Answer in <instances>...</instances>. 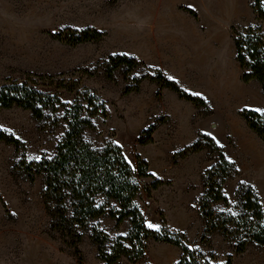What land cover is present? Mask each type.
Instances as JSON below:
<instances>
[{
  "label": "rangeland",
  "instance_id": "1",
  "mask_svg": "<svg viewBox=\"0 0 264 264\" xmlns=\"http://www.w3.org/2000/svg\"><path fill=\"white\" fill-rule=\"evenodd\" d=\"M253 6L254 0H0V83L29 76H52L68 88L79 83L73 93L44 90L68 104L83 88L94 92L109 115L94 120L96 129L87 132V141L96 148L120 146L134 168L140 156L149 173L165 183L148 193L153 179L140 180L136 203L145 219L161 228L165 220L172 232L185 234L192 249L216 264L226 263L228 256L234 264H264V249L256 245L237 255L235 243L220 234L211 236V246L201 244L202 179L218 155L204 150L175 159L200 135L212 138L238 170L224 187L229 207L221 204L217 209L236 213V191L242 182L258 192L264 209V143L240 116L244 110L264 108V93L258 82L242 81L235 45L236 33L250 27L261 25L264 35V21ZM88 29L104 38L72 47L53 37ZM123 53L141 66L131 73L118 70L109 78L107 59ZM157 72L175 77L170 80L204 99L210 111L161 89L150 80ZM142 77L147 79L137 87ZM136 88L138 92L127 93ZM61 124L53 130L17 107L0 112V131L24 146L17 150L0 142V264H79L80 258L84 264H104L90 235L84 236L77 254L74 241L53 228L43 202L42 177L30 182L13 174L23 155L28 161L55 155L66 128ZM155 124L160 125L152 143L141 145L143 133ZM92 224L112 240L126 236L130 226L126 221L117 227L108 217ZM181 256L174 246L150 241L141 261L123 258L118 264H177Z\"/></svg>",
  "mask_w": 264,
  "mask_h": 264
},
{
  "label": "trees",
  "instance_id": "2",
  "mask_svg": "<svg viewBox=\"0 0 264 264\" xmlns=\"http://www.w3.org/2000/svg\"><path fill=\"white\" fill-rule=\"evenodd\" d=\"M253 8L259 20L264 21V5L260 0H254ZM188 12L194 15L192 10ZM53 37L76 47L100 42L104 34L90 29L80 33L66 30ZM235 45L237 62L243 70L242 81L246 84L258 82L264 93V35L261 25L236 33ZM140 66L139 61L126 55L111 56L106 62V72L109 78H113L118 70L131 73ZM145 79L147 77L137 79V87ZM150 80L197 109L207 113L210 111L204 99L187 93L161 72H157ZM54 81L55 77L52 76H29L23 80L8 79L0 83V112L14 107L30 111L38 123L48 125L53 130H58L61 123H65L64 137L53 157L28 161L23 155L13 171L15 177L30 182L43 178V202L53 228L74 241L77 254H80L78 245L84 236L90 235L104 264H118L123 258L131 263L139 262L144 258L150 241L178 248L182 256L177 264H216L192 249L185 234L172 232L165 220L159 232L145 225L146 219L136 203L142 190L140 180L153 179L148 193L157 191L165 183L149 173L148 163L140 156H137V166L134 168L125 159L120 146L108 143L96 148L88 142L87 132L96 129L94 120L108 118L106 103L86 88L77 93L73 103H64L57 94L44 90L65 89L73 93L79 83H72V87L68 88L62 84L64 81ZM138 89H129L127 93L138 92ZM240 116L264 143V115L254 110H244ZM159 125L150 126L143 133L145 138L139 140L141 145L152 143L153 134ZM0 142L13 145L17 150L24 147L18 139L3 131H0ZM204 150L217 154L218 158L202 179L204 191L200 200V213L204 221V233L201 244L211 246V236L220 234L235 243L237 255L245 253L250 245L264 249V209L258 192L252 186L239 184L235 214L217 209L221 204L229 207L224 187L238 174L236 165L225 157L224 150L212 138L200 135L192 146L176 154L175 159ZM104 217L114 220L117 227L128 221L130 226L127 235L112 240L105 230L92 224ZM79 264H84L82 258ZM225 264H234L233 257L228 256Z\"/></svg>",
  "mask_w": 264,
  "mask_h": 264
},
{
  "label": "snow or ice",
  "instance_id": "3",
  "mask_svg": "<svg viewBox=\"0 0 264 264\" xmlns=\"http://www.w3.org/2000/svg\"><path fill=\"white\" fill-rule=\"evenodd\" d=\"M260 3L262 4V5H264V0H260ZM188 7L189 8H194V5H192V4H189L188 5ZM113 55H116V53H113ZM123 55H128V53H123ZM150 68L151 67H153V66H149ZM137 75H139V73H137ZM169 79H175V77H172V76H170L169 77ZM194 95H201V93H193ZM254 111L255 112H258V113H261L262 115H264V108H255L254 109ZM209 135H211L210 133H209ZM118 143V142H117ZM35 159H40V157L39 156H37V157H34ZM125 159H127V157H125ZM129 164H131V161H129ZM153 175H156V173H153ZM243 183V182H242ZM225 195H227V193H225ZM97 207H99V205H97ZM145 225L149 228V229H153V230H155V231H157V232H159V231H161V226L159 225V224H154V223H152L151 221H145ZM123 235H127V233H123ZM220 264H225V262L223 261V260H221L220 261Z\"/></svg>",
  "mask_w": 264,
  "mask_h": 264
},
{
  "label": "crops",
  "instance_id": "4",
  "mask_svg": "<svg viewBox=\"0 0 264 264\" xmlns=\"http://www.w3.org/2000/svg\"><path fill=\"white\" fill-rule=\"evenodd\" d=\"M221 144L224 145V146L227 145V142L225 141V139L222 140Z\"/></svg>",
  "mask_w": 264,
  "mask_h": 264
}]
</instances>
